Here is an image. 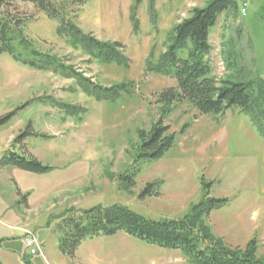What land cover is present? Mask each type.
<instances>
[{"label":"rangeland","instance_id":"rangeland-1","mask_svg":"<svg viewBox=\"0 0 264 264\" xmlns=\"http://www.w3.org/2000/svg\"><path fill=\"white\" fill-rule=\"evenodd\" d=\"M208 1L85 0L76 8L74 22L100 41L121 43L127 64H117L89 62L81 48H71L57 34L56 20L31 3L7 0L6 10L26 22L25 35L35 48L72 64L96 85L115 87L119 96L98 101L73 79L0 54V118L12 113L0 123V159L12 151L32 154L51 168L38 174L0 166V263L15 261L5 245L21 243V231H8L9 225L23 223V236L31 232L58 244L83 210L119 204L154 220L179 219L205 191L210 198L229 200L203 218L213 234L233 247L243 248L253 239L258 255L264 256V139L235 108L222 115L200 114L183 99L163 117L160 94L176 82L151 70L171 45L174 27ZM236 1V15L220 14L210 29L212 75L218 81L264 79V0ZM244 2L243 16L239 8ZM187 52L180 49L176 55L185 58ZM61 104L76 111L65 112ZM162 117L175 134L174 145L161 159L142 161L137 158L139 132H148ZM25 131L34 135L22 143L14 140ZM128 176L134 181L129 188ZM156 180L162 181L159 195L143 196L146 184ZM95 248L102 252L99 261L94 260ZM76 251L70 264H79L77 259L80 264H188L179 250L124 232L86 241Z\"/></svg>","mask_w":264,"mask_h":264},{"label":"trees","instance_id":"trees-1","mask_svg":"<svg viewBox=\"0 0 264 264\" xmlns=\"http://www.w3.org/2000/svg\"><path fill=\"white\" fill-rule=\"evenodd\" d=\"M22 1L33 4L37 12L56 20L57 34L71 48H81L89 62L127 64L121 43L100 41L90 33H83L75 24L76 8L85 0ZM6 3L7 0H0V54L8 53L17 62L33 69L73 79L92 92L98 101H112L119 96L114 90L115 87L104 88L96 85L72 64L66 63L55 54L35 48L25 35L26 22L10 15L6 10ZM237 11L236 0H209L204 7L193 8L190 17L184 18L174 27L171 45L161 56L160 63L151 70L171 75L176 82V87L166 89L160 94L163 117L171 112L175 102L183 99L188 100L200 114L222 115L228 109L235 108L248 117L255 132L264 139V79L255 76L240 82L228 79L218 81L212 75L208 60L212 50L209 42L210 29L216 24L220 14L228 12L236 15ZM184 48L188 51L187 56L178 58L176 52ZM224 60L229 69L230 62L226 56ZM61 106L65 112L76 111V107L72 105ZM11 114L0 118V123ZM163 117L153 123L148 132H139L137 158L140 160H159L174 145L175 134L169 132V126L163 123ZM30 134L33 133L22 132L14 140L19 139V143H22ZM0 166H14L38 174L51 169L31 155H18L13 151L0 159ZM127 179L126 187L134 186L132 178L128 176ZM161 185L160 180L148 183L141 194L158 196ZM203 188L206 189V184ZM228 201L226 198H210L205 191L202 200L193 205L184 217L159 220L144 217L119 204L92 207L81 211V215L71 225L72 232L61 239L60 246L72 257L86 239L124 232L147 244L179 250L188 264H264V256L258 255L255 240H250L243 248L233 247L216 237L211 227L205 224L204 216L212 210L224 207Z\"/></svg>","mask_w":264,"mask_h":264},{"label":"crops","instance_id":"crops-1","mask_svg":"<svg viewBox=\"0 0 264 264\" xmlns=\"http://www.w3.org/2000/svg\"><path fill=\"white\" fill-rule=\"evenodd\" d=\"M30 155L35 157L32 154H30ZM36 159L39 160L38 158H36ZM6 167H8V166L2 167V168H6ZM12 167H14V166H12ZM17 196L22 198L21 202H23L24 204L27 203V200L23 199V197L25 196L24 192L19 187H17ZM15 217H17V216H15ZM21 220H24V219H21ZM3 227H4V229H6L5 226H3ZM23 228H24V224L23 223H22L21 226H19V225L16 226V224L15 225L12 224V225H9L7 227L8 231L19 230L22 233L21 243H20L19 246H13L12 244L5 245L7 250L11 251L14 254V256H15V261L13 263H11V264H70V257L71 256L68 255L67 253H65L61 249L60 243L51 244V243H49V242H47L45 240H39L38 239V241H39V243L41 245L42 254H37V255L29 254L28 250L26 249V247L24 245V242H23V237H24L23 236ZM7 234H8L7 236L11 235L10 233H7ZM101 237H95V238H92V239H86V240L82 241L81 244L79 245V247L77 248L76 253L79 252V250L82 247L85 246L86 241H98L99 239H101ZM97 243L98 242H96V244ZM94 253H96L94 260L95 261H99V259L101 258V255H99V253L102 254V252H99V250H97L95 248L94 249ZM75 255L76 254H74L71 258H75ZM77 261H79V264H80V259H77ZM10 262H12V261H10ZM2 264H4V263H2Z\"/></svg>","mask_w":264,"mask_h":264},{"label":"built area","instance_id":"built-area-1","mask_svg":"<svg viewBox=\"0 0 264 264\" xmlns=\"http://www.w3.org/2000/svg\"><path fill=\"white\" fill-rule=\"evenodd\" d=\"M242 7L239 8L240 15H246L247 3H242ZM24 245L31 255L42 254L41 245L34 233L27 232L23 238Z\"/></svg>","mask_w":264,"mask_h":264}]
</instances>
